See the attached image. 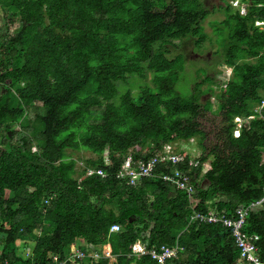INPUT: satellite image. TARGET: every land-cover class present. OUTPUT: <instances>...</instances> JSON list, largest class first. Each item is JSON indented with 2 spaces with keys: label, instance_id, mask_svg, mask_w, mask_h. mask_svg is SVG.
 <instances>
[{
  "label": "trees",
  "instance_id": "16d2710c",
  "mask_svg": "<svg viewBox=\"0 0 264 264\" xmlns=\"http://www.w3.org/2000/svg\"><path fill=\"white\" fill-rule=\"evenodd\" d=\"M209 1L0 0V264H109L103 246L116 264H243L232 229L191 218L238 220L264 197V26L256 25L264 0H241L246 15L223 0L216 60L200 66L204 79L190 89L187 67L210 41ZM219 66L232 69L226 84L216 80ZM147 71L153 86L119 96ZM213 84L222 127L209 153L191 159L212 109L202 85ZM170 146L185 158L179 169L192 192L163 180L173 164L136 187L118 178L127 157L147 162ZM68 150L95 157L79 171ZM243 234L259 237L264 263V203ZM30 245L32 256L22 255ZM163 247L175 255L153 259ZM95 253L98 262L87 259Z\"/></svg>",
  "mask_w": 264,
  "mask_h": 264
},
{
  "label": "rangeland",
  "instance_id": "374dc122",
  "mask_svg": "<svg viewBox=\"0 0 264 264\" xmlns=\"http://www.w3.org/2000/svg\"><path fill=\"white\" fill-rule=\"evenodd\" d=\"M226 1H228L230 4L232 0H225V2ZM208 6H209L208 9L210 10V14H209V17L203 22V26H204V31L210 36V39H209L210 41H207L206 44L203 45L202 50H201L202 51L201 54H196L193 56V60H195V62H197V64H194V65L187 67V70H186L187 75L186 76L190 80V83L188 86L190 89H193L197 83L202 82L204 79L203 75L197 73L200 66L202 67L204 62L211 63L213 59H214V61L216 60V58H214V52L216 51V47H217V44L215 43V39L218 36L214 33V30L216 28L213 25V23L215 21L222 22L223 20H225V13L223 10L224 9L223 0H210ZM231 6L234 10L235 9L237 11L239 10L241 15L247 14V5L241 4L240 0H234L231 3ZM3 18H4V14L0 10V26L3 25ZM211 40L213 43L211 42ZM20 63H22V62H20ZM218 69L221 70V73L216 75V80L220 84H226L232 78V69L226 68V66H219ZM146 75H147V77L144 80L137 78V77H134V79L131 80L127 86H125L124 84H121L122 85V86H120L121 93H119V96H120V94L125 93L127 90L131 91L133 95H137L140 92L141 87L153 86V73L147 71ZM216 84H213L211 87H208L206 85H202V89H204L206 91V94H207L205 99H210L212 109L210 112H208L206 114L205 117H201L199 120L202 130L206 133V139L203 142L202 146H198L197 142L191 141V145H192L191 147L193 150H190V153H188L189 156L192 157L191 159H194L197 157L199 158V155H201L203 152H206V154H208L210 151V148L217 142V134H218V131L222 127V120H221L219 113H218V109H219L220 105L215 98V95L218 93ZM210 90L214 91L213 95L209 94ZM4 92H5V88L3 86H0V95H2ZM119 96L116 99V101H119ZM256 110H258V109H256ZM242 122H243L242 119H237V120L235 119V123L238 126V128H237L238 130H240ZM16 127H18V126H16ZM16 127L14 128L15 130H16ZM186 146L182 145L180 148H182V150H185V149H187ZM3 149H5V148H3ZM37 149L38 148L36 146H34L32 151L36 152ZM67 154L72 159L77 160V170H79V171H83L82 168H84L85 161L87 159L95 157L93 154H91L90 152H86V151L68 150ZM209 165H210V161H208L205 164V166L203 167L202 176L204 175V172H206L207 169L209 168ZM36 233L38 235H40V232H36ZM33 248L34 247L32 245H30V246H27L26 248H24V250L22 249L23 250V251H21L22 255H25L26 257L32 256ZM99 250L101 252V255L102 254H109L111 252V247L110 246H103L102 248H99ZM142 251H143V247H141L140 243H138L134 248V252L140 253ZM97 254L98 253L92 254L93 257L87 256V259H93L94 262H98V260L101 256L96 257ZM86 262H87V260H86ZM86 262H85V264H86ZM109 264H116V259L111 258Z\"/></svg>",
  "mask_w": 264,
  "mask_h": 264
},
{
  "label": "built area",
  "instance_id": "2783aa9c",
  "mask_svg": "<svg viewBox=\"0 0 264 264\" xmlns=\"http://www.w3.org/2000/svg\"><path fill=\"white\" fill-rule=\"evenodd\" d=\"M258 26H264V23H257ZM264 103V102H263ZM239 118H236V120ZM235 137L240 136V131L237 129L234 133ZM108 160H106V163ZM162 164H173L174 174L173 175H166L163 177L164 181H169L173 183L177 189H186V183L189 180V177L179 169V166H184L186 164L184 156L180 155V152L176 153V151L167 147L166 150L161 154L157 155L149 161H138L136 163L133 162L132 156L127 157L124 161L123 165L118 174L119 179L127 180L128 184L132 187H136L142 180L149 179L157 176V171L160 165ZM191 166L198 167L199 164L197 162H191ZM203 173V172H202ZM99 175L103 176V170L101 169H93L90 170L88 175ZM163 175V174H160ZM188 192H192V187L187 188ZM264 203V197L251 204L248 208L239 209L236 214L239 217L238 220L235 218H220L216 215L211 216H203V215H195L192 217V220H199L203 223H222L223 227L228 229H232V236L234 238L235 244L237 248L240 250V260L243 264H264L259 255V247L257 242L259 241V237L256 235L248 236L243 234V228L246 220V216L249 212L253 211L258 206H261ZM119 227L114 226L112 228V232H117ZM162 254L157 252H152V258L160 261H164L166 258L174 256L175 253L172 249L163 247L161 248ZM144 253V249L142 252ZM78 257H82L83 253L77 254ZM100 255L97 254L96 257ZM105 258H113L112 251L109 254H102Z\"/></svg>",
  "mask_w": 264,
  "mask_h": 264
},
{
  "label": "clouds",
  "instance_id": "9594fccd",
  "mask_svg": "<svg viewBox=\"0 0 264 264\" xmlns=\"http://www.w3.org/2000/svg\"><path fill=\"white\" fill-rule=\"evenodd\" d=\"M233 1H234V0H232L231 3H232ZM231 3H230V4H231ZM240 3L243 4V3L241 2V0H240ZM240 14H241V13H240ZM234 133H235V132H234Z\"/></svg>",
  "mask_w": 264,
  "mask_h": 264
},
{
  "label": "crops",
  "instance_id": "0c3cea01",
  "mask_svg": "<svg viewBox=\"0 0 264 264\" xmlns=\"http://www.w3.org/2000/svg\"><path fill=\"white\" fill-rule=\"evenodd\" d=\"M210 166V165H209ZM259 255H260V253H259Z\"/></svg>",
  "mask_w": 264,
  "mask_h": 264
}]
</instances>
